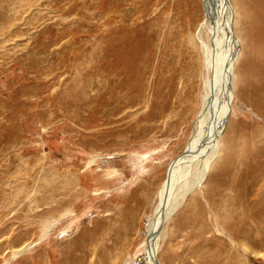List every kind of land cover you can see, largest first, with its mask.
<instances>
[{"label":"rangeland","instance_id":"rangeland-1","mask_svg":"<svg viewBox=\"0 0 264 264\" xmlns=\"http://www.w3.org/2000/svg\"><path fill=\"white\" fill-rule=\"evenodd\" d=\"M198 2L0 0V264H145L147 217L201 109ZM232 2L235 37L249 13L264 48V0ZM117 55L123 73L101 81ZM259 58L248 82L234 74L217 186L194 189L163 224L159 264H264V214L243 213L264 187ZM197 164L176 172L173 192Z\"/></svg>","mask_w":264,"mask_h":264},{"label":"bare ground","instance_id":"bare-ground-1","mask_svg":"<svg viewBox=\"0 0 264 264\" xmlns=\"http://www.w3.org/2000/svg\"><path fill=\"white\" fill-rule=\"evenodd\" d=\"M198 3L201 5V11L203 10V17L198 26L199 39L201 38L202 29H207L208 31L206 42L200 41V51H202V57L204 59V75H202L204 76V94L201 98V109L198 112L192 140L187 145V149L184 151L183 155L177 159V161H175L166 172L167 176L157 193L158 203L147 217L148 222L144 243L145 264H159L157 254L162 237V226L169 217L183 205L182 203L186 200L187 196L190 195L194 189H200V194H207L210 197L211 189H214L215 185L217 186L214 181L216 171L212 167L214 163L213 161L220 148L223 152L225 150L230 151V147L233 148V140H231L232 136H229L230 128L228 129L227 134L223 137L221 143H219V137L222 135L223 131H225L227 125L232 123V120L229 119L232 112L234 74L237 73V79L239 81L246 82L252 75V67L255 60H257V57L261 58L264 56L262 53V49L264 48L261 40L263 37H260L261 39L259 37H256L255 39L253 38L255 36L253 34L255 31L252 29L253 27H250L251 25H249V13L243 11L242 24L245 27V35L243 34L244 37L237 39V36L235 37L236 34L234 29L235 6L232 0H200ZM254 22H256V20ZM258 22L261 23V20L257 21V23ZM247 26H249L248 31H246ZM259 26V31L261 30L263 32L262 25L260 24ZM162 56L164 55L162 54ZM112 63H114V66H112L113 69H110L111 73L104 71V65L98 66L100 69L101 81H115L116 77L123 73L124 65L121 57L117 55V57H115V62L113 60ZM103 64L105 63L103 62ZM255 104L258 110L264 113V103L256 101ZM192 106L193 105L191 104L189 111H192ZM239 126L242 127V125ZM193 161H197L198 163L193 182H188L184 185L182 184L180 187H177L178 189H176L175 192H173L176 172L181 167L186 168L188 164ZM211 167L214 170L212 173H210ZM209 173L214 178H209ZM260 189L261 190L258 194L260 197L254 199L248 204L245 203L246 209L243 211L245 215L250 216L253 212L255 213L257 209H260V213L264 214V187H260ZM194 198L196 197L193 196V199ZM228 211L230 212V210ZM233 217V214L230 213L226 215L224 214V216L222 215V218H219L220 223L222 222V227L225 219L231 220ZM232 235L235 242L240 245L238 241L239 235L236 234L235 231Z\"/></svg>","mask_w":264,"mask_h":264},{"label":"crops","instance_id":"crops-1","mask_svg":"<svg viewBox=\"0 0 264 264\" xmlns=\"http://www.w3.org/2000/svg\"><path fill=\"white\" fill-rule=\"evenodd\" d=\"M176 212H177V211H176ZM176 212H174L173 214H175ZM172 216H173V215H172ZM170 217H171V216H170ZM170 217H169V219H168L167 221H169V220H170ZM167 221H166V222H167Z\"/></svg>","mask_w":264,"mask_h":264},{"label":"water","instance_id":"water-1","mask_svg":"<svg viewBox=\"0 0 264 264\" xmlns=\"http://www.w3.org/2000/svg\"><path fill=\"white\" fill-rule=\"evenodd\" d=\"M144 253H145V251L143 252V254H142V255H143V257L145 258V254H144Z\"/></svg>","mask_w":264,"mask_h":264}]
</instances>
